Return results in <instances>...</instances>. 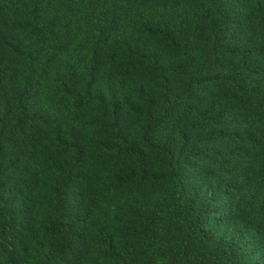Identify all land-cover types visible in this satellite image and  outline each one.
Wrapping results in <instances>:
<instances>
[{
	"label": "trees",
	"instance_id": "obj_1",
	"mask_svg": "<svg viewBox=\"0 0 264 264\" xmlns=\"http://www.w3.org/2000/svg\"><path fill=\"white\" fill-rule=\"evenodd\" d=\"M0 264H264V0H0Z\"/></svg>",
	"mask_w": 264,
	"mask_h": 264
}]
</instances>
